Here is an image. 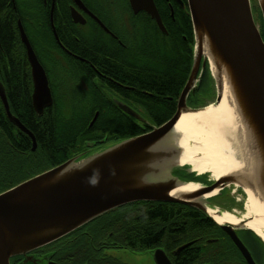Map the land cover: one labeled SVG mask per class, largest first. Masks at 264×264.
Masks as SVG:
<instances>
[{"label": "trees", "instance_id": "16d2710c", "mask_svg": "<svg viewBox=\"0 0 264 264\" xmlns=\"http://www.w3.org/2000/svg\"><path fill=\"white\" fill-rule=\"evenodd\" d=\"M84 2L102 17L101 12L93 7L89 0ZM154 2L167 34L162 33L155 20L144 13L137 16L141 22V36L136 49L135 42L128 43L129 41L124 40L128 45L127 53H134L135 50V53H143L140 69L129 66L127 61L119 56L108 54L109 63L101 61V57H106L107 54L103 53L99 45L86 46L81 29L73 26L67 8L70 0H57L56 18L62 46L68 51L83 53L109 78L131 88L121 92L140 104L147 118L145 121L134 122L123 116L118 105L108 103L89 73L78 71L74 64L58 58L65 51L51 36L49 27L45 42L40 39L37 35L36 14H30L29 11L25 13L18 0L17 11L13 9L10 0H1L0 19L3 20L0 21V38L5 52L13 60V73L11 76L6 73L4 60L0 79L9 87L16 114L35 134L38 149L32 152V141L24 135L19 142H13L12 150L6 145L5 139H0V165L9 166L10 172L13 173V182L2 186L0 191L14 188L83 154V149L89 148V145L95 146L98 141L103 142L109 138L119 142L139 136L152 127L163 125L174 116L177 102L192 71L194 32L188 9H182L175 1L171 4L166 0ZM35 12L37 13V10ZM19 19L47 71L55 97L54 106L41 118L35 114L29 98V72L27 73L25 60L22 61L21 56L26 50L19 35ZM69 26L77 31H70ZM71 34L78 35L79 46L71 41ZM41 53H51L58 58V63L49 65ZM154 53H157L158 60L153 59ZM210 78L213 80L206 66L196 95L190 97L189 102L192 105H202L197 95L208 85ZM96 112H99V116L91 127ZM2 115L0 110V122L5 128L6 119ZM3 172H6L5 168ZM187 178L190 181H198L203 177L190 175ZM232 206L231 202L222 208L230 211ZM110 217V223L97 225L100 227L98 232L104 231L106 238L108 230L114 231L116 240L131 246L132 250L143 251L156 245L160 246L164 242L181 244L196 240L200 243L199 246L211 253L207 263L230 264V249L223 240L208 243V240L218 238L217 231L220 227L200 210L176 203L141 202L120 208ZM192 250L190 247L181 254L183 263L194 256L190 252ZM213 251H219L220 254H213Z\"/></svg>", "mask_w": 264, "mask_h": 264}, {"label": "water", "instance_id": "95a60500", "mask_svg": "<svg viewBox=\"0 0 264 264\" xmlns=\"http://www.w3.org/2000/svg\"><path fill=\"white\" fill-rule=\"evenodd\" d=\"M177 1L184 6L181 0ZM129 2L135 15L141 12L147 14L155 20L160 31L167 34L154 0ZM258 2L264 27V0ZM74 3L109 32L81 0H74ZM187 5L195 36L194 62L174 116L148 133L116 142L92 154L86 152L77 155L0 194V264H11L14 257L26 256L111 210L136 202L182 204L200 210L211 218L206 207L171 196V192L178 185L192 182L175 175L179 168H188L187 176L196 174L189 167L180 166L178 163L181 150L176 141H172L175 125L183 111L198 112L207 108L194 109L188 105L189 95L199 89L197 83L200 82L206 65H209L204 56L202 37L201 41L199 38V42L197 40L196 31L199 28L207 32L215 51L230 67L239 86L242 96L240 111L248 133L245 155L248 163L256 167L254 173L264 187V37L255 23L251 2L187 0ZM71 17L76 24L83 25L86 22L74 7L71 9ZM19 31L31 65L33 107L42 116L54 103L49 77L20 21ZM57 40L62 46L58 36ZM216 89V101L213 104H219L222 100L218 84ZM0 97L9 118L32 139V151H36L35 136L11 114L2 84ZM121 108L137 117L129 107ZM97 116L98 114L90 126L94 124ZM142 121L145 120L142 118ZM235 181L234 176L227 178L218 195ZM218 185L219 183L214 182L193 197L199 198ZM219 227L230 237L245 260L249 264H256L237 236L234 230L236 227ZM152 254L156 264H172L163 250H155Z\"/></svg>", "mask_w": 264, "mask_h": 264}, {"label": "flooded vegetation", "instance_id": "af4514ba", "mask_svg": "<svg viewBox=\"0 0 264 264\" xmlns=\"http://www.w3.org/2000/svg\"><path fill=\"white\" fill-rule=\"evenodd\" d=\"M81 1L84 3L85 7L89 10V12H91L109 30V32H107L95 18L91 17L85 11L80 10L74 3V0H70V3L67 4L70 17H71V9L74 7L79 11V13L86 20L85 24L81 25V24L74 23L71 17L73 26L81 29L82 32L85 31L84 33L87 35V37H85V40H86L85 44H87L86 46L99 45L103 53L107 54L106 57H101V61L103 62L109 63V57H108V54H109L110 56L114 55V56L122 57L124 60L127 61L129 66L131 67L140 68L139 61L141 60L143 53H135L137 50H135L134 53H130V52L127 53L126 49L128 48V45H126L124 40L129 41L128 43L135 42V49H136L137 47L136 44H138V42L140 41L139 39L141 36L140 34V30H141L140 23L141 22H140V19H137V16L142 15L144 13L141 12L135 15L131 9L129 0H122V1L101 0L100 2H96L95 0H92L91 1L92 4L94 2L102 10V13H101L102 17H100V15H98L90 7H88V5L84 2V0H81ZM172 1H175L178 5H180L182 9H188L187 0L185 1L181 0L184 6H182L177 0H166V2L170 4ZM18 2L20 3L21 9H25V10L36 6L37 15H38L37 24H38V32L40 34V39L45 42V39L47 37L48 27H49V32L51 36L55 39L58 45L62 47L57 40V36L59 37V32H60L58 19L56 18L57 0H18ZM10 3L12 4L13 9L17 11L16 0H10ZM119 7L120 9L126 10L129 17L123 18V19H117L115 18V14L112 15L113 17H110L109 11H108L109 8L116 10V9H119ZM52 9H53V13H52ZM1 20L3 19H0V21ZM19 21L22 24V21L19 19L17 23L18 29H19ZM75 29L73 27H70L69 30L74 31ZM262 34H264V32ZM19 35H20V31H19ZM59 41H60V37H59ZM71 41L75 45H78V46L80 45L79 43L80 39L78 35L71 34ZM119 49H122V50H119ZM63 50L65 51V53H62L61 56H58V58L59 59L63 58L69 63L74 64L76 70L78 71L89 73L92 79L94 80L95 84L98 86L99 91L107 99L108 103L110 102L111 105L112 104L113 105L115 104L116 106L118 105L120 107L121 113L123 114L125 118L131 121H134V122L136 121L141 122L142 118L144 120H147L145 113L143 112V109L140 106V104H138L133 99L125 96L121 92V90H131V88L124 86L114 81L113 79L109 78L106 75V73L99 70L97 66H95L90 60H88V58L85 57L83 53H75L73 51H68L65 48H63ZM41 54H42L43 59H45L49 65L58 63L57 61L58 58L53 56L51 53H41ZM36 55L40 63L42 64L39 55L37 53ZM21 56L23 58V59L21 58L22 61L25 60L24 64L26 67V71L28 70L27 73L29 72L28 86H29L30 102L32 104V108L35 114L37 115V117L41 118L45 115L46 111L49 110L50 108L46 109L42 116H39L36 113L33 107V101H32L33 82H32V77H31V65H30L27 53ZM4 60L6 61V73L11 76V74L13 73V60L5 52L3 45H2L1 38H0V74L3 72L2 64ZM0 84H2V86L5 89V94L7 97V102H8L9 110L11 114L15 116L16 118H18L19 121L22 123V125L25 128H27L23 124L19 115L16 114L13 108L11 97H10V92H9V87L1 79H0ZM50 87H51V84H50ZM52 93H53V90H52ZM53 100H54V103H53V106H54L55 104L54 94H53ZM188 101H190V96L188 98ZM121 106L129 107L131 112L137 114V117L133 116L131 113L126 112L123 108H121ZM192 107L197 108V106H194V105H192ZM0 110L3 113L2 117L6 119L5 120L6 123H4L5 128L3 127V124L0 122V139L1 138L5 139L6 145L11 150L13 148V142L15 140L19 142L21 139V136L23 135L32 141V139L25 132L19 129L14 124V122L9 118L7 110L5 108V104L3 100L1 99V97H0ZM97 114L99 116V112L95 113L94 118L96 117ZM152 129L153 127L151 128V130ZM151 130H149L148 132H150ZM29 131L35 136V134L31 130ZM35 139H36V136H35ZM36 142H37V139H36ZM116 142L117 141H111L109 140V138H106L103 140V142L98 141L95 146L89 145V148L83 149V151L81 152L82 153L90 152L92 154ZM32 149H33V141H32ZM37 149H38V143H37ZM4 168L6 170L5 173L3 172ZM188 173H189V169L183 167V168H179L175 172V175L181 179H188L187 178ZM12 182H13V173L10 172L9 166L3 167V165H0V190L2 189V186L9 185ZM196 182L200 184H204V185H211L213 183L208 178V176H205ZM6 191L2 190L0 191V194ZM136 203H141V202H136ZM150 203H164V202H150ZM132 204H135V203H132ZM123 207H120V208H123ZM120 208H116L114 210H111L97 217L96 219L81 226L80 228L69 233L68 235L42 248L37 249L34 252L26 256L21 255V256L12 258L11 264H22V263L32 264V262H37V264H50V263H54V264H156L152 257L153 255L152 253L158 249H161L166 253V255L168 256L172 264H209L207 263L208 261L207 258L210 256L211 253H209V251H206L203 246H199L200 243L198 244L196 240L186 242V243H181V244L164 242L160 246L156 245L152 248H149L143 251H136V250H132L133 248L129 245H126V243L117 241L115 238L114 231L112 230L107 229L109 232H107V236L105 238L103 235L104 231L98 232V229L100 227L97 225L103 222L106 224L110 223L111 222L110 215L113 216L116 213V211ZM230 211H233V210L231 209ZM234 230L237 233V236L239 237V239L243 242V244L246 246V248L251 253L255 263L264 264V243L262 242V240L251 230H248L245 228H235ZM217 233H218L217 234L218 238L208 240V241H214V242H208L209 244L216 243L217 241L221 239L224 241L225 244L229 246L230 256L228 259H229L230 264H249L245 260V258L243 257L239 249L236 247V245L233 243V241L230 239V237L221 228L217 231ZM190 243L192 244L189 245L188 247L181 249L183 246L190 244ZM190 247L191 249H193L190 252H192L194 256L191 258V260H187L186 263H183L182 260L184 259L180 258V256L181 254H183V252L186 249ZM214 253L220 254L219 251H213V254ZM68 256H70V258H68ZM210 264H214V263H210ZM226 264H229V263L226 262Z\"/></svg>", "mask_w": 264, "mask_h": 264}, {"label": "bare ground", "instance_id": "6f19581e", "mask_svg": "<svg viewBox=\"0 0 264 264\" xmlns=\"http://www.w3.org/2000/svg\"><path fill=\"white\" fill-rule=\"evenodd\" d=\"M198 30L197 40L199 42L202 37L204 56L209 62L215 85L221 88L222 100L198 112L183 111L175 125L172 141H176L181 150L180 166L189 167L197 174L196 177L209 174L212 176L211 182L219 185L195 198L194 194L209 185L186 182L178 185L171 196L206 207L218 226H242L253 231L264 243V187L254 173L256 167L248 163L245 155L248 133L240 111L242 96L239 86L230 67L215 51L207 32L203 28ZM232 176L236 181L231 186L240 189L246 196L243 214L210 208L211 200L218 195L227 178Z\"/></svg>", "mask_w": 264, "mask_h": 264}, {"label": "rangeland", "instance_id": "374dc122", "mask_svg": "<svg viewBox=\"0 0 264 264\" xmlns=\"http://www.w3.org/2000/svg\"><path fill=\"white\" fill-rule=\"evenodd\" d=\"M91 1L92 0H89L91 5L94 4L93 7H96V9L99 10L102 13V10L94 2L92 4ZM95 1L96 2H100L101 0H95ZM119 1H122V0H119ZM250 2H251V8H252V12H253V17H254L255 23L258 26L260 32L263 33L264 32L263 14H262L259 2H258V0H250ZM35 10H37V9L34 8V7L33 8H29L28 10L23 9V11L25 13H27V11H29L28 13L33 14V15H35V14L37 15ZM122 10L123 9H120V7H119V9H116V10H113L112 8H109L108 11H109L110 17H113L112 16L113 14H115V18H117V19H123V18L129 17L128 13L127 12L125 13ZM84 32H82L83 37H87V35ZM37 35L40 37L39 32L37 33ZM154 54L155 55H153V59L154 60H158V57H156L157 53H154ZM193 62H194V54H193ZM141 64H143L142 60L139 61L140 68H141ZM216 95H217L216 85L214 84L213 80L210 78V81L208 82V85H206L204 87V90L202 89V91L200 93H198L197 98H198L199 103L202 104L201 107H204V106H210L211 104L215 103ZM190 105L191 104H189V106ZM207 176H208V178L210 180H212V176H210L209 174ZM245 201H246V196L244 195V193L240 189H237L234 186L230 185L224 191H222L220 196L216 195L211 200V207L210 208H212V209H217V207H221L222 208V206L232 202L233 203L232 210L235 211V212H238V213L241 212L243 214L244 213ZM223 212H225V211H223ZM235 212H230V213L233 214Z\"/></svg>", "mask_w": 264, "mask_h": 264}]
</instances>
